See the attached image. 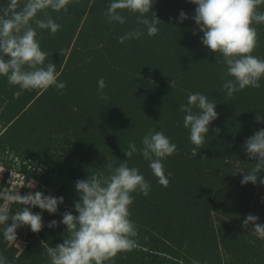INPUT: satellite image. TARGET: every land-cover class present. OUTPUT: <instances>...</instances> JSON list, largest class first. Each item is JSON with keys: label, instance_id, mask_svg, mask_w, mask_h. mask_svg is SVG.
<instances>
[{"label": "trees", "instance_id": "obj_1", "mask_svg": "<svg viewBox=\"0 0 264 264\" xmlns=\"http://www.w3.org/2000/svg\"><path fill=\"white\" fill-rule=\"evenodd\" d=\"M5 3L0 0V13ZM107 3L69 0L67 12L48 10L62 27L55 35H38L41 48L50 53L48 62L61 73L59 81L67 85L66 94L49 88L14 98L18 87L0 77V156H27L30 165H42L47 174L66 171L76 182L89 173L106 174L107 163L118 166L126 159L123 152L129 143L141 147L150 129L163 131L178 149L162 161L165 174L171 173L169 185L158 183L138 153L128 158L151 190L147 196L133 194L130 212L138 246L118 254L114 264H264V240L250 234L251 225L248 230L242 226L249 213L264 224V186L242 185L239 175L255 163L243 145L264 128L255 120L257 113L264 116V79L259 89L246 88L231 98L222 91L224 66L202 45V33L193 35L195 5L188 0H155L152 11L161 21L158 35L145 33L123 44L116 37L136 27L135 17L124 13L126 24H110L103 15ZM181 10L189 16L183 22L178 21ZM85 13L88 18L82 22ZM256 27L259 46L253 54L264 58V24ZM72 43L84 50L82 56L73 51L67 56ZM100 78L107 100L99 98ZM194 92L217 104L218 118L201 148L189 141L184 113L178 111ZM216 128L219 135L212 131ZM260 176L264 178V172ZM18 207L12 204L10 210ZM50 221L43 220L39 233L28 227V246L18 257L0 233V254L8 264H49L42 243L55 247L66 233L59 222L49 228Z\"/></svg>", "mask_w": 264, "mask_h": 264}, {"label": "clouds", "instance_id": "obj_2", "mask_svg": "<svg viewBox=\"0 0 264 264\" xmlns=\"http://www.w3.org/2000/svg\"><path fill=\"white\" fill-rule=\"evenodd\" d=\"M69 0H6L0 13V77H5L9 86L18 87L13 92L19 98L24 91L55 88L64 95L66 83L59 81L60 72L53 62H48L50 53L41 48V31L55 35L62 27L48 10L67 12ZM155 0H108L103 15L108 23L124 25L128 13L135 17L136 27L116 37L119 43L140 39L145 33L154 37L159 33L161 21L152 11ZM195 5L194 15L197 31L202 33V45L214 53L216 63L223 65L221 74L222 91L229 98L246 88L259 89L264 79V58L254 55L259 46L256 25L264 24V0H188ZM43 13L41 18L40 14ZM150 14V15H149ZM189 19L183 10L179 22ZM99 98L107 100L103 78L97 82ZM217 104L200 92L189 93L187 103L178 111L184 113L183 126L188 130V139L196 148H201L208 136L210 126L218 118ZM195 109V111H194ZM257 123H264V116L257 113ZM219 135V129H212ZM173 143L163 131L150 129L141 140V147L131 142L124 151L126 159L118 166L107 163V173L98 171L86 179L75 182L78 199L74 202V212L65 211L59 221L66 228L63 242L55 247L43 243L42 247L49 264H114L118 254L131 252L137 248L138 230L131 219L130 208L134 193L147 196L150 183L135 166H130L128 158L139 154L149 163L152 174L161 186L169 185L171 173L165 174L163 160L177 152ZM195 150V149H194ZM243 151L249 160L255 161L247 172H240L241 184L264 186V128L246 138ZM207 159V158H204ZM35 188V183H28ZM0 233L3 239L16 243L17 229L29 227L39 233L43 218L32 208H39L49 214H56L63 197L44 195L40 191L21 195L18 190L0 192ZM12 204L19 205L15 212ZM255 214H247L242 221L245 230L251 225V235L264 240V224L258 222ZM58 226L56 220L47 225ZM18 246V245H17ZM19 247V246H18ZM0 264H8L7 257L0 254Z\"/></svg>", "mask_w": 264, "mask_h": 264}, {"label": "rangeland", "instance_id": "obj_3", "mask_svg": "<svg viewBox=\"0 0 264 264\" xmlns=\"http://www.w3.org/2000/svg\"><path fill=\"white\" fill-rule=\"evenodd\" d=\"M88 18L86 13L83 15L82 22ZM92 41L97 42L98 40L92 39ZM89 43H85L87 45ZM81 45V44H80ZM69 46L67 56L69 53L73 51L74 56H82L83 49L79 47ZM100 44L98 45V47ZM80 52V53H79ZM2 129L1 132H3ZM56 155H59L56 153ZM0 192L5 191H14L18 190L21 195H24L28 192L40 191L44 195H52L54 197H63V203L58 205V211L56 214H49L47 211H41L39 208V214L42 216L43 220H56L57 222L61 221L62 214L65 211H72L74 215V202L78 199V194L75 190V182L71 181L65 175L66 171L63 173H52L47 174L45 168L40 165L34 163L30 165L29 158L27 156L18 157L13 153L6 152L4 156H0ZM26 167V172H22L23 167ZM37 167V168H36ZM36 168V169H34ZM36 171V172H35ZM33 173V174H31ZM34 182L35 188H29L28 183ZM3 201L0 200V203ZM20 207V206H19ZM33 209V208H32ZM31 209V210H32ZM62 231L66 232V228L63 224H60ZM27 231L28 227H21L17 229V246L15 243L9 242V246H12V249L15 250V257H18L23 253L26 246H28L27 241ZM62 240L64 235L61 236ZM43 244V243H42Z\"/></svg>", "mask_w": 264, "mask_h": 264}]
</instances>
